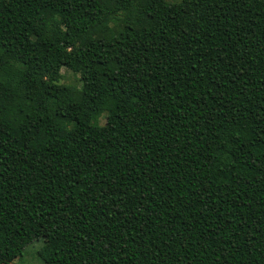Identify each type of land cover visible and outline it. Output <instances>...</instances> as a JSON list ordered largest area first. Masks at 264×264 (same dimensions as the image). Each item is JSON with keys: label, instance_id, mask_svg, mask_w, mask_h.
Segmentation results:
<instances>
[{"label": "trees", "instance_id": "trees-1", "mask_svg": "<svg viewBox=\"0 0 264 264\" xmlns=\"http://www.w3.org/2000/svg\"><path fill=\"white\" fill-rule=\"evenodd\" d=\"M39 238L264 264V0H0V264Z\"/></svg>", "mask_w": 264, "mask_h": 264}, {"label": "rangeland", "instance_id": "rangeland-1", "mask_svg": "<svg viewBox=\"0 0 264 264\" xmlns=\"http://www.w3.org/2000/svg\"><path fill=\"white\" fill-rule=\"evenodd\" d=\"M177 1V0H171ZM62 78L61 83L69 84L77 89H81L82 80L79 73L73 72L70 68L63 66L61 68ZM106 121L105 116L100 119V122L104 124ZM45 242L43 238H39L28 244L23 250V254L15 259L11 264H44L42 253L44 251Z\"/></svg>", "mask_w": 264, "mask_h": 264}]
</instances>
